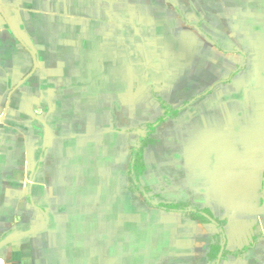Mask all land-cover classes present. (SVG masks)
I'll return each instance as SVG.
<instances>
[{"label":"crops","instance_id":"obj_1","mask_svg":"<svg viewBox=\"0 0 264 264\" xmlns=\"http://www.w3.org/2000/svg\"><path fill=\"white\" fill-rule=\"evenodd\" d=\"M190 113L196 133L182 138ZM159 135L201 174L171 194L141 182ZM99 147L113 165L108 147H133L128 174L142 148L145 191L95 169ZM263 175L264 0H0V211L6 180L25 178L30 204L0 264H169L179 232L202 243L185 264H264V234L244 252L241 211L264 216ZM205 224L222 228L215 261Z\"/></svg>","mask_w":264,"mask_h":264},{"label":"rangeland","instance_id":"obj_2","mask_svg":"<svg viewBox=\"0 0 264 264\" xmlns=\"http://www.w3.org/2000/svg\"><path fill=\"white\" fill-rule=\"evenodd\" d=\"M237 69V68H236ZM235 69V70H236ZM237 71V70H236ZM257 71L256 68H251V72H255ZM254 88H255V84H254ZM186 121L187 120H191V122L187 123V127H183L180 130V136H182V138H193V134L196 133V127L198 124L193 123V115L192 113H190L189 115H187L186 117ZM184 118V120H185ZM205 117L202 116V118H200V121H204ZM139 126H142V124H140ZM177 128V127H174ZM17 130V128H16ZM10 128L9 130L5 131V136L7 137L8 135H12L13 132H15V134H18V132ZM177 131V129H175ZM178 132V131H177ZM208 133V131H207ZM210 138V137H209ZM157 144L156 146L153 148H149L148 150H146L144 152V158L145 160L149 161V166H148V171L146 172V174L144 175L145 177H143V179L141 180L142 182V186H147L149 187L150 185H152V183H154L151 187L153 188V190H157V192H161V186H169L167 189H165V192L170 193L173 192V188L174 185L176 186L178 183H180L181 186H188L189 183L191 184V179L190 177L188 179H190V182H185L183 183L181 178H184L185 175H189V176H200L201 174L198 173V170L193 169V167L191 165H187L185 163V161H181L179 156V153L181 152L180 146L178 145H170V144H166L165 142H163V138L161 135H159L157 138ZM133 148V147H132ZM132 148H129L132 149ZM107 152H106V156L105 158H108L109 156H112L113 154H119L121 155L119 158V161H117L116 163H114V165L112 163H104L101 162L102 158H104L102 156V151L100 149V147L98 148V151H94L91 155V157L96 158L97 157V162L96 164H94L95 169L97 170H102L101 167L104 168H109L108 171H116L119 170V172L121 173V177L125 178V181L127 182V189H129L130 191L133 190V187H135V183L132 180L131 174L127 172L128 167H129V157H130V153L127 147H123L121 148V152L119 153V149L118 148H111L108 147L107 148ZM116 152V153H115ZM166 177V178H164ZM198 178V177H197ZM264 178V175H263ZM105 180V179H104ZM103 180V181H104ZM110 179L107 178L106 181H109ZM166 180V181H165ZM263 180V179H262ZM19 180L17 179L15 182H11L10 180L6 182H3V184H5L4 187V199H5V205H4V210L0 211V214L3 213L5 215V221L9 222V227H5V231L2 232L1 228H0V246L2 248L5 247V238L7 234L9 233H14L15 231H17V224L18 222L21 220L22 223H26L30 217V215H28L27 217V221L24 220V214L25 212H29L30 210V204H24L22 203V201H19V198L21 196H19V192L21 193L22 191H24L25 189V184L24 182L27 181L25 180V178L22 179V186L21 183L20 185H15L12 183H19ZM1 182V180H0ZM7 182H10V186H7ZM165 182H168L167 185H165ZM112 184L113 181H111ZM111 186V185H110ZM1 189V187H0ZM145 190L143 189V192ZM149 194V193H148ZM22 195L24 196V194L22 193ZM132 195V194H131ZM131 195H128L131 197ZM158 195H154V197H156ZM129 197V198H130ZM139 198V197H138ZM130 200V199H128ZM157 203V201H155ZM159 202V200H158ZM243 214H247L249 216H247L245 218V222L244 225H246L248 228H250L249 230L251 231V234L253 235V238H251L250 241H248V243L244 246L246 248V250L244 252H247L249 249L250 251L254 250V252L256 253V243L257 240L254 239V237L256 239L259 238V235L263 236L264 234V216H262L259 220H257V218L251 216L252 212H247V211H243L241 210ZM186 222V221H185ZM206 226H204L205 230L211 232V236H213V243L216 242L217 240V233H219V231L216 229L214 230L213 227H211L212 225H208L205 224ZM189 229V228H188ZM187 230V229H186ZM188 231V230H187ZM185 232V231H184ZM226 232V231H225ZM192 233V232H190ZM221 234V233H220ZM217 235V236H216ZM251 235V236H252ZM174 239H175V244H170L167 245L166 248L167 250L165 251L166 253L169 254V256H173L175 255L174 253L179 251L178 255L179 257H172L169 259V264H185L184 263V259H187V261L190 259L189 257L190 254H195L198 253L197 251H200V247H202V243L201 242H196L194 243L192 239L193 237L190 236V234H186V233H180L179 234H174ZM254 239V240H253ZM264 239V238H263ZM180 241V242H178ZM260 241V240H259ZM212 243V244H213ZM156 244V248H157V244L158 246L160 245V243H155ZM176 244H181V245H176ZM165 247V246H164ZM164 247L160 248L161 250H164ZM237 247L236 245L233 247V249ZM155 249V248H154ZM5 250V249H4ZM260 252L259 254H263L264 252V245H262L260 247ZM254 253V254H255ZM253 257V255H251ZM252 257H250L252 259ZM189 258V259H188ZM242 258V257H241ZM240 258V259H241ZM250 259V260H251ZM249 259L243 257L242 260L240 261H232V264H247V263H243L244 261H248ZM250 264H255L254 262H251Z\"/></svg>","mask_w":264,"mask_h":264},{"label":"trees","instance_id":"obj_3","mask_svg":"<svg viewBox=\"0 0 264 264\" xmlns=\"http://www.w3.org/2000/svg\"><path fill=\"white\" fill-rule=\"evenodd\" d=\"M162 105L164 107H166L165 104L162 103ZM167 117H171L169 114L166 115ZM152 130H149L148 132L150 133ZM142 148H134L132 150V162L130 164V173H131V177L133 182L136 184V188L139 190V192L143 193V189L139 184V177L141 175V173L143 172V164H142ZM152 208L154 209H159V210H164L165 212H187V207L184 205H179V204H169V205H165V204H160V205H152L150 204ZM194 216H199L201 219L206 220L203 217V214L205 213L204 211L198 210L197 208L194 209ZM217 230L219 231L218 236H217V240L216 242L211 246L210 250H211V255L209 257V259H211L212 261H215L220 253V245L222 242L221 239V226L219 225L217 227ZM223 252H222V257H223ZM222 259V258H221Z\"/></svg>","mask_w":264,"mask_h":264},{"label":"water","instance_id":"obj_4","mask_svg":"<svg viewBox=\"0 0 264 264\" xmlns=\"http://www.w3.org/2000/svg\"><path fill=\"white\" fill-rule=\"evenodd\" d=\"M263 188H264V178H263Z\"/></svg>","mask_w":264,"mask_h":264}]
</instances>
